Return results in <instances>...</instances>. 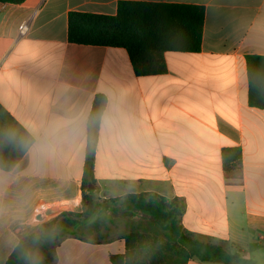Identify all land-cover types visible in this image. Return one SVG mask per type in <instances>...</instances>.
Listing matches in <instances>:
<instances>
[{"label":"crops","instance_id":"1","mask_svg":"<svg viewBox=\"0 0 264 264\" xmlns=\"http://www.w3.org/2000/svg\"><path fill=\"white\" fill-rule=\"evenodd\" d=\"M125 1L204 8L201 51L166 52V72L137 76L125 49L69 42L71 12L115 16ZM248 56H264V0L0 3V104L35 130L37 145L13 170H0V264L35 233L39 218L48 220L47 209L84 212L87 123L98 94L108 103L95 161L97 197L155 193L178 200L186 234L255 260L257 251L251 258L246 247L264 241V110L249 106ZM228 147L243 151L242 179L226 178ZM113 216L119 234L96 240L101 225L80 224L49 251L53 264H112V255L125 253V234L152 222L126 207L105 209L98 220Z\"/></svg>","mask_w":264,"mask_h":264},{"label":"trees","instance_id":"2","mask_svg":"<svg viewBox=\"0 0 264 264\" xmlns=\"http://www.w3.org/2000/svg\"><path fill=\"white\" fill-rule=\"evenodd\" d=\"M26 0H0L2 4L20 5ZM205 10L200 6L120 2L115 16L71 12L68 18L70 43L125 49L137 76L166 72V52L199 53L202 48ZM249 80V106L264 110V56L246 59ZM108 100L98 94L88 118V143L82 180L84 212L64 211L42 229L29 234L16 246L5 264H26L25 252L40 250L46 264H53L48 241L76 235L80 224H99V217L112 203L120 202L131 211L149 218L151 224L131 229L125 236V253L110 257L112 264H187L197 259L205 263L259 264L222 246L204 243L185 233L182 217L185 207L178 200L155 193L129 194L124 198L101 202L96 196L95 161L98 136ZM26 129L0 104V170L11 171L28 152L9 143L5 134L14 131L28 137ZM35 142L33 137H28ZM227 179L243 178V151L228 147L222 151ZM94 186L95 189H90ZM114 209V208H113ZM95 218V219H94Z\"/></svg>","mask_w":264,"mask_h":264},{"label":"rangeland","instance_id":"3","mask_svg":"<svg viewBox=\"0 0 264 264\" xmlns=\"http://www.w3.org/2000/svg\"><path fill=\"white\" fill-rule=\"evenodd\" d=\"M96 196H97V194H96ZM98 199H100V198H98ZM100 201L102 202V199H100ZM109 201H110V200H108V201H104V200H103L104 203H107V202H109ZM112 205H113V208H114V209H123L124 207H126V206H122V203H120V202H117V203L113 202ZM127 207H128V206H127ZM127 207H126V208H127ZM59 211H60V212H56V213H52V214H50V215H46L45 217H46V218L48 217V220H45V219L42 220V218H39V219L37 220V224H36L35 232H37L38 230L42 229V228H43V227H42L43 224H45V223H50L53 219H56V218L58 217V215H59L61 212H64V211H70V209H69L68 206H62V207L59 208ZM94 219H95V218H94ZM116 219H117V218H116L115 216H113L111 220H109V219L99 220V224L101 225V229H100V231L98 232V234H96V235L94 236V238H95L96 240H104V239H108V238H110V237H112V236H114V235L119 234V233L122 231V228H119V229H117V231H116V230L112 227V225H110V223L112 224L113 222H114V223H115V222L118 223V220L116 221ZM87 223H88V222H87ZM104 224L109 225V226L112 228V232H111V233L106 232L105 230H103L104 227H103L102 225H104ZM113 229H114L115 231H114ZM79 234H85V233H83V232H79ZM56 243H57V242H56L55 240H50V241H48L49 251H52V249H53V247H54V245H55ZM239 248H245V246H242V247H239ZM246 248H247V250H248V254H249V256H250L251 258H253V253H252V252L257 251V256L254 257V258H256V259H255L256 262H258L259 264H264V241H262V244H261L260 247L254 246V247H246ZM229 250H230L232 253H236V250H235L234 248L229 247ZM249 252H250V253H249ZM34 253L38 254V256H39V258H40V261H42V260L44 259L43 254H42V252H41L40 250H36V251H34ZM238 253H239V252H238ZM258 254H260V255L258 256ZM42 264H46V263L44 262V260H43Z\"/></svg>","mask_w":264,"mask_h":264},{"label":"clouds","instance_id":"4","mask_svg":"<svg viewBox=\"0 0 264 264\" xmlns=\"http://www.w3.org/2000/svg\"><path fill=\"white\" fill-rule=\"evenodd\" d=\"M25 131L28 133V137L35 136V130L26 129ZM68 133H72L71 128L68 129ZM5 136L9 143H13L21 149L32 151L37 148V145H35L31 139L25 136H18L14 131H8ZM23 258L26 264H40V258L38 254L34 252H25Z\"/></svg>","mask_w":264,"mask_h":264},{"label":"water","instance_id":"5","mask_svg":"<svg viewBox=\"0 0 264 264\" xmlns=\"http://www.w3.org/2000/svg\"><path fill=\"white\" fill-rule=\"evenodd\" d=\"M89 188L90 189H95L94 186H90V185H89ZM56 212H59V207H51V208H49V209H47L45 211V215H50V214L56 213Z\"/></svg>","mask_w":264,"mask_h":264},{"label":"built area","instance_id":"6","mask_svg":"<svg viewBox=\"0 0 264 264\" xmlns=\"http://www.w3.org/2000/svg\"><path fill=\"white\" fill-rule=\"evenodd\" d=\"M19 32L21 36H25L28 32V25L26 23L22 24L19 28Z\"/></svg>","mask_w":264,"mask_h":264}]
</instances>
